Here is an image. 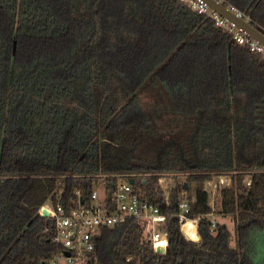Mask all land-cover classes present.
<instances>
[{
	"label": "trees",
	"instance_id": "16d2710c",
	"mask_svg": "<svg viewBox=\"0 0 264 264\" xmlns=\"http://www.w3.org/2000/svg\"><path fill=\"white\" fill-rule=\"evenodd\" d=\"M223 1L264 34V0ZM162 171L186 182L165 251L130 219L100 229L94 264H264V58L180 0H0V264H46L42 202L135 172L163 206ZM213 175L232 244L210 225ZM181 198L195 241L171 214Z\"/></svg>",
	"mask_w": 264,
	"mask_h": 264
},
{
	"label": "built area",
	"instance_id": "2783aa9c",
	"mask_svg": "<svg viewBox=\"0 0 264 264\" xmlns=\"http://www.w3.org/2000/svg\"><path fill=\"white\" fill-rule=\"evenodd\" d=\"M185 2L196 13L207 16L211 22L226 31L238 43L248 47L264 58V45L257 39L237 27L232 21L211 8L205 0H180ZM232 11L235 16L248 20L233 4L217 0ZM135 172L122 173L107 193L105 186H94L87 199L81 196L80 189H75L76 202L63 203L46 200L37 206V212L51 218V224L44 227L49 232L54 248L45 259L46 264H94L97 259L96 243L100 229L104 226H114L127 220H134L143 230V237L147 240L155 253H163L166 248L165 216L168 211L170 187L175 185L174 176L181 172L162 171L157 173L156 182L163 198V206L152 201L137 187ZM130 177L134 179L130 182ZM181 183V182H177ZM98 184V183H97ZM182 188V183H181ZM183 189V188H182ZM43 209L48 214H43ZM187 201L181 198L177 210L171 212L176 216L182 235L190 240H197V217H188ZM210 225L214 220L209 217ZM193 222L194 234H189L182 228L183 223ZM161 249V250H159Z\"/></svg>",
	"mask_w": 264,
	"mask_h": 264
},
{
	"label": "rangeland",
	"instance_id": "374dc122",
	"mask_svg": "<svg viewBox=\"0 0 264 264\" xmlns=\"http://www.w3.org/2000/svg\"><path fill=\"white\" fill-rule=\"evenodd\" d=\"M220 177V178H219ZM248 178V175L244 177V181L246 182ZM220 179H225L224 176H217L213 175L210 178L206 179L203 183L204 188L207 190L208 193V201L210 205L212 206L213 210L210 213V217L214 219V221L223 222L227 226L229 232H230V243H233L232 239V217L229 213L227 214H221L217 211L218 208V188L220 185ZM184 180L183 174H177L174 176V181L176 182H182ZM96 186H101V184H96ZM99 188V187H98Z\"/></svg>",
	"mask_w": 264,
	"mask_h": 264
},
{
	"label": "water",
	"instance_id": "95a60500",
	"mask_svg": "<svg viewBox=\"0 0 264 264\" xmlns=\"http://www.w3.org/2000/svg\"><path fill=\"white\" fill-rule=\"evenodd\" d=\"M208 5L219 12L221 15L232 21L237 27L244 30L247 34L252 36L253 38L257 39L260 43L264 45V34L259 31L256 27H254L248 20H245L242 17L235 16L232 11L227 9L222 2H219L217 0H205ZM130 182H133L134 179L130 177ZM182 188L184 189L186 187V182L183 180L182 182ZM43 214H48V211L46 209H43ZM161 250V249H159Z\"/></svg>",
	"mask_w": 264,
	"mask_h": 264
},
{
	"label": "bare ground",
	"instance_id": "6f19581e",
	"mask_svg": "<svg viewBox=\"0 0 264 264\" xmlns=\"http://www.w3.org/2000/svg\"><path fill=\"white\" fill-rule=\"evenodd\" d=\"M182 228L183 230H185L186 232H189V234H194V228H193V222H187V223H183L182 224Z\"/></svg>",
	"mask_w": 264,
	"mask_h": 264
}]
</instances>
